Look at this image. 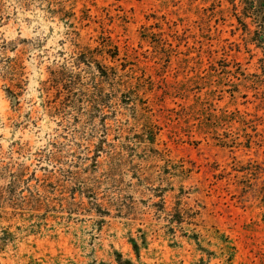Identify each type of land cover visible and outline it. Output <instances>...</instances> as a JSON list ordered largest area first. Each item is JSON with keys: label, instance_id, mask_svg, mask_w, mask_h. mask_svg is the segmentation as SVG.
<instances>
[{"label": "rangeland", "instance_id": "1", "mask_svg": "<svg viewBox=\"0 0 264 264\" xmlns=\"http://www.w3.org/2000/svg\"><path fill=\"white\" fill-rule=\"evenodd\" d=\"M233 1L0 0V264H264Z\"/></svg>", "mask_w": 264, "mask_h": 264}, {"label": "trees", "instance_id": "2", "mask_svg": "<svg viewBox=\"0 0 264 264\" xmlns=\"http://www.w3.org/2000/svg\"><path fill=\"white\" fill-rule=\"evenodd\" d=\"M238 2L241 9L240 15H235L236 22L242 31L250 34V43L260 51L259 61L264 74V0H238ZM231 4H234L233 0ZM247 19L253 29L248 26ZM110 56L113 57V54Z\"/></svg>", "mask_w": 264, "mask_h": 264}]
</instances>
